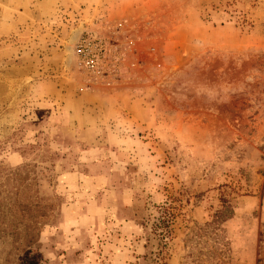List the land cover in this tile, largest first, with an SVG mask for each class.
Listing matches in <instances>:
<instances>
[{
	"label": "rangeland",
	"instance_id": "obj_1",
	"mask_svg": "<svg viewBox=\"0 0 264 264\" xmlns=\"http://www.w3.org/2000/svg\"><path fill=\"white\" fill-rule=\"evenodd\" d=\"M0 264H264V0H0Z\"/></svg>",
	"mask_w": 264,
	"mask_h": 264
}]
</instances>
